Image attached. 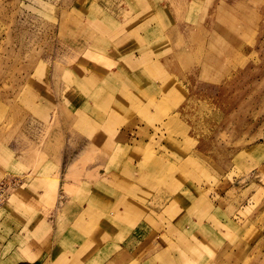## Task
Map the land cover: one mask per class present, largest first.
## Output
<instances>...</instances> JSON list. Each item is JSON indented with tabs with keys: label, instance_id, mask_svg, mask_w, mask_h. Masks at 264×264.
I'll use <instances>...</instances> for the list:
<instances>
[{
	"label": "rangeland",
	"instance_id": "374dc122",
	"mask_svg": "<svg viewBox=\"0 0 264 264\" xmlns=\"http://www.w3.org/2000/svg\"><path fill=\"white\" fill-rule=\"evenodd\" d=\"M256 1L258 5L253 16L250 15L241 25L244 28L245 24H248L249 30L244 35L237 56L218 59L228 68L224 72L215 73L204 72L197 65L202 59L199 43L192 47L185 39L183 29L179 28L177 35L172 39H166L167 36L158 31L172 16V28L176 22L179 27V20H188L190 26L192 21L196 30V26H201L206 21L205 12H199L205 8L200 6L204 5L203 2L209 4V0H139L137 8L130 13L131 18L137 10H148L151 7H156L155 10L159 14L155 21L150 20L149 24H146L147 30L143 29V23L135 25L137 30L132 35L133 42L136 44L144 41L151 45L153 50L150 59H157L161 54L167 57L169 50L182 42L183 54L191 59L190 63H185L190 67H183L179 59V64L170 63L164 69L168 75L164 76L165 79L175 80L176 88L172 90L175 93L178 91V94L173 98V91L170 92L165 87L168 82L164 78L160 79L161 76L157 72L145 69L143 81H157L160 86L158 90L161 92L158 94L162 95H157V100L147 96L146 105L141 103L139 107L123 110L121 101L129 98L127 90L120 94L115 93L112 97L106 95L102 101L107 102L100 106L98 117L95 113L93 125L88 120L78 126L81 129L83 125L85 129L93 131L96 134L94 140L98 143L97 148L102 149L93 157L88 154L86 160L93 158L92 162L84 163L90 165L87 168L88 173L93 172V177L99 181L107 179L110 182V173H106L107 166L120 170L112 173L114 176L120 175V179L118 176V180H113L112 184L120 195L108 197L103 194L104 199L94 202L117 213L124 210L127 216L122 221L134 220L137 223L138 214L147 211L130 195L136 189L130 182L133 178L154 184L160 190V198L164 201L169 199L168 191L171 183H174V178H178L180 186L184 183L182 190L185 187L190 188L187 193L193 196L198 209H189V204L193 202L187 203L188 196L180 197L179 201L174 200L170 207L167 203L165 205L171 216L179 215L182 226L176 227L177 232L171 234L168 231L170 222L166 218L171 220L172 217L165 213L164 221L159 215H155L153 219L152 214H149L146 218L156 222L150 225L155 228V234L160 235L163 232L158 231V224L163 221L161 224L167 227L168 236L154 235L145 223L139 226V246L145 247L144 241L150 238L147 249L151 246L154 249L150 254H143L142 249H135L134 254L145 255V264H150L154 253L162 264H185L189 261L190 254L200 256L203 251L206 264H264V0ZM237 10L239 12L235 13ZM107 11L118 21L120 18L125 20V17L120 15L121 8L118 10L116 5H111L107 0L102 4L97 0H0V96L4 97L0 99L5 100L7 96L11 98L12 103L18 102L19 109L24 110L25 114L21 117L9 108L3 111L7 115L0 120V133L9 134L13 128L10 126L21 119L25 125L32 126L34 117L39 120L36 121L35 128L47 133L56 125L59 126L58 116H72L70 110L74 107V101L78 96L85 94L84 90L78 88L76 79H72L76 74L74 69L81 60L90 64L94 74L98 75V69L107 64L105 70L112 76L133 73L134 69L128 64L142 65L144 58L140 50L141 44L121 51L120 57L113 42L107 44L106 40L98 41V30H107L111 24ZM242 11L243 0H236L235 7L228 9L229 14L234 12L233 15L228 17V13L224 11L225 19L237 20L239 25ZM76 24L83 28L79 29ZM119 24L122 27L126 21ZM150 25L155 29L154 37L159 38L157 42L148 36ZM80 34L86 37L83 41L82 38L74 37ZM171 59L174 60L175 56L172 55ZM98 61L100 67L96 64ZM111 61L114 62L110 63ZM84 70L86 69L82 68V72ZM99 80L100 84H106L103 79ZM107 89L110 93L114 91L112 87ZM60 99H63L62 102ZM158 100L161 106L157 108ZM114 115L118 118L117 122L113 119ZM67 121L75 126L74 120ZM63 128L70 131L69 126ZM10 139L0 141V153L6 157V161L0 160V264H40L44 253L48 254L55 249L48 246L54 243L53 231L48 229V222H52L54 211L62 210L59 207L65 203L66 208L70 210L80 207V200L74 196L82 193L84 195L86 187L93 182L89 177H83L85 171L73 172L77 165L70 172V178H64L65 168L62 171V164L73 159L76 155L73 150L81 143L69 145L66 149L62 147L63 149L59 148L51 153L43 151L44 153H37L36 157L32 152L30 159V156L19 151L17 144ZM159 139L163 148L170 150L163 151V158L154 151L161 148L157 141ZM123 143L138 145L134 148L135 152H126L132 150H126L129 146H122ZM34 147L39 151V146ZM117 150L126 153L118 154L119 164L115 167L112 161L115 160ZM140 152L144 153V159L153 157L157 164L149 167L143 160L144 166L142 161L138 169H135L136 174L132 176L128 169L130 165H127L126 161L129 155H139ZM167 159H172L174 166L165 163ZM131 160L133 164L138 165L137 157H131ZM34 163L37 165L35 172L30 167L34 166ZM20 164L22 167H19ZM24 171L31 173L30 179L26 178ZM159 178L163 181L157 185ZM30 182L32 187L28 191L31 196L24 204L30 202L34 207H27V210L22 203L17 204L11 197L20 187H28ZM194 187H198L196 192H192ZM104 191L108 192L109 189ZM139 193L135 190V196ZM34 200L39 203H34ZM95 206L85 209L88 216L92 217L96 212L100 217L99 220L90 219L84 228L89 234L87 242L84 243H88L95 236L96 239L107 236L96 233L95 229L99 227H114L108 233H117V222L108 223L109 219H112L109 211H99ZM32 209L35 212L31 216ZM102 212L106 216H101ZM29 215L34 224L32 228L39 227L40 234L42 233L36 241L32 240L33 236L25 229ZM67 219L71 224L74 222L73 216L64 220ZM172 219L173 222L177 221ZM44 224L48 226L47 229L42 228ZM20 229L23 232L18 233ZM169 235H172V239ZM202 235L205 236L204 241ZM217 237L220 244L215 243V247L207 246L218 240ZM181 238L190 242V247L187 245V249L182 248ZM123 241L124 238L118 243ZM159 243L165 244V248L156 246ZM175 247L180 250V255L174 257L172 253ZM93 251L92 247H86L76 258L61 263L52 258L47 264H80ZM31 252H34V255ZM107 252L110 253L101 264H112L111 261L116 256L113 248H109Z\"/></svg>",
	"mask_w": 264,
	"mask_h": 264
},
{
	"label": "bare ground",
	"instance_id": "6f19581e",
	"mask_svg": "<svg viewBox=\"0 0 264 264\" xmlns=\"http://www.w3.org/2000/svg\"><path fill=\"white\" fill-rule=\"evenodd\" d=\"M97 1H99L100 4H102L104 2V0H97ZM138 1L139 0H107V2H110L111 5H116L118 10H120V8H121V14L120 15L125 17V20H124V18H120V21H118L117 19H115L113 17L112 14H110L107 11L108 12L107 16H108L109 20L111 21V24L107 30L103 29V28L98 30L99 33H97V34H98V38H99L98 41L106 40L107 44H109V42H113V44L116 45L115 46L116 48L114 47V49L119 52L120 57L122 56V52L127 51L126 49L129 50L131 48H134L135 45L138 46L141 44L140 50L142 51L143 58H144L142 61V65L138 64V65L132 66V65L128 64L129 67L134 69L133 73H126V75H122V76L115 74L114 76H112V75L108 74L106 71L107 69L105 67L108 66V64L106 66L100 67V62L99 61L96 62V64L100 67L98 69V71L100 72V75H101L100 78L103 79V81H106V84H104V85L100 84L101 80H99L98 78L92 79L89 75H86V74L84 75V73L82 72V68H80L79 75H77L75 79H76V84H77L78 88H80L81 91L84 90V92H85L84 96L85 97L83 98V100H81V102L79 101L80 99L75 100L74 104H73L74 107L70 110V112L72 113V116H69V117L66 116L67 120L68 119L74 120L75 126L77 128H79L78 126L80 125L81 122L88 121V120H90V124L93 125V123L95 121V118H94L95 113H97V117H98L100 106H102V104L107 102V101H105V102L102 101V98L106 95H110L109 97H112L115 93L120 94L124 90H127L128 91L127 95L129 98L122 99V101H121V103H122L121 107L123 110H129L131 107H139V106H141V103H142V105H146V97L147 96L149 97V99H150V97L151 98L155 97L157 100V97L159 95H162L161 93L158 94L159 92H161L158 90V88L160 86L157 84V81H155L154 83H152V82L146 83L143 81V77L146 74L145 69H151V71L157 72L161 76L160 79H162V78L165 79V77H168V75L165 73L166 71L164 69L170 63L179 64L178 61L180 59L183 67H190V65L185 64L186 61L188 63H190L191 59L187 58L186 55L183 54V47H181L182 42L175 44L169 50L170 53L168 54L167 57H164V55L161 54L159 57H157V59H154V58L150 59L149 58V56L153 50L151 45L149 46L144 41L142 43L139 41L136 44L133 42L132 35L137 30V26H135V25L143 23L144 24L143 29L147 30L146 24H149L150 20L152 22L155 21L158 14H159L155 10L156 7L154 6L155 8L151 7L148 10H147V8L141 9L139 11L137 10L135 12V14L133 15L134 17L131 18L130 13L134 9L137 8ZM190 1H192V0H190ZM197 1H200V0H197ZM203 4L204 5H201L200 7L205 8V10H199V12L200 11L205 12L206 21L201 26H196V30L192 24V21H191V26H190L188 20H179L178 21L179 27H177V22H176L175 27L172 28V26H173L172 21L174 18L172 16L169 19V21H167L165 23L163 28L158 30V31L161 32L162 34H164L165 36H167L166 39H168V38L172 39V37L177 35L179 28L183 29L184 33H185V39L188 42H190V45L192 47H194L195 45H197L199 43V51L202 55V59L197 63V65L204 72L205 71H212L215 73H221V72L226 71L228 67L225 64L221 63L218 59L223 58V57H229L230 58L231 55L234 57L237 56V51L239 50V48L243 44V38L245 37L244 35L249 30L248 24H245L244 28H242L241 25L243 24L245 19L249 18L250 15L253 16L254 11L257 8L258 2L256 0H243L244 11H242L240 13L241 21H240L239 25L237 24L238 23L237 20H230L228 18L225 19V15H224V11H226L228 13V9L230 10L231 8L235 7L236 0H219V1H213V2H212V0H209V4L207 3V5H206L205 2H203ZM238 12H239L238 10L235 11V13H238ZM233 13L234 12H231L230 14L233 15ZM230 14L228 13V17H230ZM127 17H129V19H127ZM193 17H195V13L193 14ZM122 21H126V24L124 26L120 27L119 23ZM76 25H78V24H76ZM133 26H135V27H133ZM80 27L83 28V26L78 25L79 29H81ZM154 33H155V29H153L152 26L150 25V30H149L148 36L150 38L154 39L155 42H157L159 40V38L154 37ZM74 37H76L75 39L82 38L81 39L82 41L84 40L83 38H86L83 36V34H80V35L74 36ZM155 42H154V46H155ZM205 49H207V50H205ZM89 51L92 53H95L92 50H89ZM172 55L175 56L174 60L171 59ZM113 62L114 61H111L110 63H113ZM88 74L95 75L93 72V69L88 71ZM116 80H120V81L122 80L123 84L119 85L118 81L116 82ZM166 82H168V84L165 86L166 90H170V92H171L176 88L175 87L176 84H175L174 79L173 80H166ZM109 87L113 88V90H114L113 93L108 92L109 89L106 90V88H109ZM130 90H133V92H130ZM176 94H178V91L176 93L174 91L171 92V96H173V98H174V95H176ZM165 96L166 95H164V98H165ZM167 98H168V96L166 97V100H168ZM158 102H156V107L161 106V102L159 100H158ZM67 106H69V105H67ZM64 108H65V106H64ZM65 110H66V112L68 111L66 108H65ZM76 110H77V113L75 112ZM113 119L116 120V122L118 121V118L116 116ZM67 120L64 121L67 123V126L72 125V124H69ZM81 130H86L87 132L94 134L93 139L96 136V134L93 131H89V130L85 129L83 127V125L81 127ZM77 132H79V131H77ZM91 138H92V136H91ZM45 139H46V136H44L43 140H45ZM98 139L99 138L97 136L96 137L97 142H98ZM43 140H41V141L43 142ZM80 141H81V139H80ZM129 149L133 150L129 147L126 150H129ZM31 150L34 151V157H36L37 153L46 151L45 148L43 151L40 150V147H39V151L36 150L35 147H33V149H30V151ZM121 152H123V151H120V150L116 151V155L114 156L115 160L112 161L113 164L115 165V167L118 166V164H119L117 156ZM126 152H131V151H126ZM126 152H123V153H126ZM70 160L65 167L66 177H70V172L72 171L73 167L76 166L75 162H73L72 160H71L72 162H70ZM77 160H78V158H77ZM144 160H145L147 166H149V167H151V165L155 166L157 164V160H155L153 157H149V159H144ZM41 162H42V160H41ZM145 162L143 161V166H144ZM148 163L150 165H148ZM35 164L36 163H34L33 165L36 167L37 165H35ZM45 166L46 165L44 164V167ZM75 171H76V168L73 172H75ZM118 176L120 179L119 174L117 176L113 175L112 180L110 182L107 181V179H106L105 181H99L98 180V182L96 180L92 184H89L86 187V191H85L84 195L82 193V194L74 196V197H76V199L80 200V203H81L80 207H76V208L74 207L71 209L70 213L74 218V222L71 224L68 221V219L67 220L62 219V214L59 213L57 216H55L53 218L52 222H48V224L50 225L49 229L55 228V229H61V230L67 231L68 235L66 236V239L75 240L77 238H80L83 242H85V241L87 242V238H88L89 234L87 232V229H84V228L89 224L88 222L90 221V219L99 220L100 216L96 212L93 213L92 217L88 216L86 214L85 209L88 206L97 205L94 201L100 202L102 199H104L105 197L103 196V194L108 195V197H110L111 195L118 197L120 195V192L117 191L112 186L113 180H118ZM162 181L163 180L161 178H159L157 185L162 184ZM104 189H106V190L109 189V191L106 192V191H104ZM22 192H24V191L23 190L21 191V189L19 188L18 190H16L14 195L16 193H22ZM14 201L18 202L19 205L22 203V206L24 208L32 207V205L24 204V202L21 199L20 200H14ZM90 201H91V203H90ZM66 207H67V204L63 205L62 210L65 211ZM79 209H81V210L84 209L83 213L85 216L78 215L77 212ZM27 210H28V208H27ZM68 210H70V209H68ZM117 214H118V216H116V217L114 216L115 219L114 218L109 219L110 222H108V223H114V222H116L115 220H120V217H122L121 220H125V218L127 216L124 210H121L120 213H117ZM31 216L26 222V227H25L26 230L27 229L30 230L33 228L35 229V227L32 228V226L34 224H32ZM101 216H106V214L102 212ZM46 227H48V226H46V224H44V226L42 228H46ZM38 229H39V227H38ZM85 232L87 234H85ZM63 234H65V233H63ZM177 237L179 238V232L177 233ZM137 239L139 241L141 238H139V236H137ZM180 241L183 243L182 248L187 249L188 247H190V245H189L190 242H188L187 240L181 238ZM131 242H133V240H131ZM187 245H188V247H187ZM149 246H151V245H149ZM147 250L150 253H152L154 250L153 246L148 247ZM78 255H75V254L70 255L69 253H65V255H64V254H60L57 252H55L53 254L54 259H56L57 263H61L64 260H70V259L76 258V257H78Z\"/></svg>",
	"mask_w": 264,
	"mask_h": 264
},
{
	"label": "crops",
	"instance_id": "0c3cea01",
	"mask_svg": "<svg viewBox=\"0 0 264 264\" xmlns=\"http://www.w3.org/2000/svg\"><path fill=\"white\" fill-rule=\"evenodd\" d=\"M91 65L94 66L92 63H91ZM80 68H85L86 69L83 72L84 75L85 74L89 75L92 79H94V78H98L99 79L100 78V75H98L97 73H95V75L88 74V71L92 67L90 66V64L88 65L87 63H85V62H83L81 60L80 63L78 64V67H76L74 69V72H76V74H74V78L72 77L73 80L76 78L78 72L80 71ZM46 81H48V80H46ZM43 82H45V81H43ZM120 82L121 83L118 82V84L122 85L123 81H120ZM61 83H63V82H61ZM0 98H4V97L0 96ZM83 98H84V96H82V95L78 96V99H80L79 100L80 102H81V100H83ZM62 100L63 99H60V102H62ZM8 108L12 109L13 111H15L18 115H21V117H22V115H25L24 114V110H20L19 109V103L18 102L16 104L12 103L11 98L6 96L5 100L4 99H0V115H1L0 116V120L6 117L7 114H6V112H3V111H7ZM75 112L77 113V110ZM136 112H138V111H136ZM136 112H134V113H136ZM33 114H35V113H33ZM59 114H61V111L59 112ZM128 116L129 115H127V117ZM58 117H59L58 120L60 122L58 124L59 126L57 127V125H56L55 128H53V130H51V131H49L47 133L46 132L43 133V131L42 132L38 131V129L35 128L36 121L39 122V120H37L36 117H34L32 126L31 125H25L23 123L22 119H21V121H18V123L10 126V127H13V128H12V131L9 134L0 133V141H5V139L11 138L10 139L11 142L14 141L15 144H17L18 150L28 154L30 156V159H32L31 158L32 157L31 153L34 152L33 150L30 151V149H33L34 146H39L40 150H42V151L45 148L47 152L51 153V152L57 151L59 148L63 149L62 147L65 148V147H68L69 145L75 146V145H79L81 143L77 148H75L73 150V151H76V153H75L76 155L71 160L73 162H75V165H77V167H76L77 172L78 171H85L84 174H83V177L84 178H88L89 177L92 182H95L97 180V178L93 177V172H92V174H89L88 173L89 171H87V168L90 165H84V163H88L89 161L92 162V160H93V158H92V160H86V158H88V154L90 155V157H93L95 153L97 154L100 150H102V149H100L101 148L100 145H99L100 148H97L98 147V143H96L95 140L93 139L94 134H91V133L87 132L86 130H81V129L77 128L74 125H70L69 126L71 131L68 132L66 128H63L65 126H67V123L64 122L65 120H67L66 115H64V116L60 115ZM125 118H126V116H125ZM48 121H49V119H48ZM77 131H79V132H77ZM116 133L118 134L117 129H116ZM44 136H46L45 140H43ZM91 136H92V138H91ZM80 139H81V141H80ZM41 140H43V142ZM82 140H84V141H82ZM157 141H158V143L160 145L161 144L163 145V143H161V139H159ZM157 141H156V143H157ZM116 143H118V142L116 141ZM137 145H138L137 143H136L135 146H133V144L131 145L129 143H123L122 144V146L132 147L133 150L131 152H133V151L135 152L134 148ZM162 145H161V148L159 150L158 149H154L156 155L160 156L161 158H163V156H164L162 154L163 151H170L168 149L163 148L164 146H162ZM96 157H97V155H96ZM131 157H137L138 158V160H139L138 165H135V164L132 163L133 161L131 160ZM5 158L6 157L4 156V154L0 153V160H3V159L5 160ZM77 158H78L79 161L77 160ZM144 158H145V155L142 152H140L139 155L131 154V155L128 156L126 163H127V165L128 164L130 165V166H128L130 175L133 176V175L136 174V172H135L136 170L135 169L136 168L138 169V167L141 165V163L144 160ZM167 160L168 161H166L165 163H169L171 165L173 164V166H174L175 162L172 159H167ZM68 162L65 163V164L63 163L64 165L62 164V171L66 167ZM107 162H108V160H107ZM21 165L22 164H20L19 167H22ZM108 166H107L108 171L106 173H110V178L109 179L112 180V176H113L112 173H114V171L115 172H120V170L119 169L116 170L115 168L114 169H110V167H108ZM19 167H17V168H19ZM30 167L33 168V172H35V169H37L35 166H30ZM176 167H178V165ZM94 170H95V168H94ZM62 171H61V174H62ZM75 173H76V171H75ZM24 174L27 175L26 178L28 177V179H30L31 173H28V172L24 171ZM64 176H65L64 178H70V177H66V171H64ZM101 177L103 178V175H101ZM174 179H175L174 183L173 184L171 183L170 190L168 191L170 193V195H169V199L167 201L161 200V198H160V190H158L157 187L154 184L147 183V182L142 181V180L137 181L134 178L132 180H130V182L134 184V186L136 188L135 190H138L140 192L139 195L135 196V190H134L133 191L134 193L133 194L130 193V195L134 198L135 201H138V203H141L142 206L147 209V211H146V213L138 214L139 217L137 219V221H138L137 223H135L134 220L131 221V222H125V221H122V220H115L117 222V227L118 228H117L116 232L118 234L117 233L116 234H109L108 233V231H112L114 227L113 228H109V229H106V228H103V227H99L98 229H95L96 233L102 234L103 237L105 235H107V236H105L102 239H96V236H95L88 243H84L81 239H75V240L66 239V236L68 235L67 231H64V230H61V229L51 228L50 230L53 231V241H54V243H53V245L48 244V246L49 247H53L55 249L52 248L53 250H51L48 254L44 253L45 254V256H43L44 259H42L40 264H47L48 261H50V260H52V258H54L53 254L55 252L60 253V254H64V255H65V253H69L70 255H72V254L78 255V254H80L82 252V249H84L86 247L87 248H91L92 247V249H94V251L91 252V255H89L87 258H84L83 261L80 264H101L108 257L110 252H107V251H108L109 248H113V253H115L114 255H116L115 258L113 259V261H111L112 264H118V263H121V262L124 263V264H145V262L143 260V256H145V255H143V254L144 253L145 254L146 253L150 254V252L147 250V246H148L147 244H149V242H150L149 239L150 238H146V236L143 235L146 238V240L144 241L145 242L144 244H145L146 248L144 247V245L139 246L138 239H137V233L139 231V226L142 223H145L146 226H147V229L150 230L154 235L159 236V237H162L163 235H167L168 236V231H170V233L172 234V232H177L178 228H176V227L182 226L181 222H180V220L178 218L179 215L178 216H171L170 212H168L166 210L168 205L170 207V205H172V202H174V200L179 201L178 199L180 197L188 196L187 203L189 204V203L193 202V203L189 204V206H190L189 209H195V208L198 209V206L196 205L193 196L190 193H187L190 188L189 187H185L182 190L181 186L184 183H182L181 186H180L178 178H174ZM65 181H66V183L68 182L67 179ZM97 182H98V180H97ZM67 184H69V182ZM30 187H32V183L31 182H30L29 186L26 187V188L20 187L21 191L23 190L24 192L16 193L15 195L13 193L11 198L13 200H20L21 199L23 202L25 200L28 201L30 199V196H31L30 195L31 192L28 191V189ZM197 190H198V187H194L192 192H196ZM37 201L38 200H34V203L35 202L39 203ZM16 203L19 204L18 202H16ZM166 203H167V206H165ZM25 204L31 205L30 202H27ZM63 205H66V203L65 204H61L59 208L63 209ZM96 206H97L96 208L99 211H105V212L109 211L108 213L111 215L112 219L113 218L115 219V217L118 216L116 211L110 210V209H105V207L102 206L101 204H97ZM32 207H34V204H32ZM32 210H33V212H31L30 215H33V213L35 212L34 209H32ZM83 210L84 209H82V210L79 209L78 212H77L78 215L85 216L84 213H83L84 212ZM56 211H54L55 212L54 215H53L54 217L56 215H58L59 211H60V213H62V219H65L67 217H69V218L72 217V215L70 213L71 210H68L67 208H66L65 212H63L64 210H59L57 212ZM169 211H170V209H169ZM164 213L170 215L172 218L177 220L176 222H173L172 218L170 220V218H166L165 217L167 219V221L170 222L169 223V227H168V231H167V227H165L164 224H161V223H164L163 222L164 219H165L163 217ZM149 214H152L151 218H153V219H154L155 215H159V216L162 217L163 221L158 224V231L163 232L162 235L155 234V228L153 229L151 227L152 225H150V224H156V222L155 221H150V220H148L146 218V216L149 215ZM134 215H135V213H134ZM45 229H47V227ZM48 229H49V227H48ZM21 231L22 230L20 229L18 231V233L21 232ZM26 231H28V233L33 236L32 240H34V241H36L37 239H39L42 236V233L40 234V230L38 228H35V229L33 228V229H30V230L27 229ZM63 233H65V234H63ZM169 237L172 239V235H169ZM123 238H124V241L121 244H119L118 241L123 239ZM204 239H205V236L202 235V241H204ZM217 239L218 240H216L214 243L207 244V246L215 247L216 246L215 243L220 244L219 237H217ZM131 240H133V242H131ZM112 242H115V243H112ZM154 243H155V241H154ZM141 244H143V240H141ZM156 246L160 247V249L165 248L164 247L165 244H162V243H159ZM117 248H119L120 250L116 251L115 249H117ZM135 249H142L141 251L143 252V254H141L140 252H139L140 256L138 255V253L134 254ZM161 251H163V250H161ZM173 252L174 253H172V255L174 257L180 255V250L177 249V248L174 249ZM31 253L34 255V252H31ZM31 253H27V255L28 256H32ZM47 255H48V257L46 258ZM153 255L154 256L150 259V264H162L158 260V255L156 253H154ZM205 258L206 257H205L204 251L202 252V254L200 256H195L193 254H190L189 258H188L189 261H187L185 264H197V263L198 264H201V263L206 264L207 261L205 260ZM22 263H25V262H22ZM28 264H32V263L29 262ZM178 264H183V263H178Z\"/></svg>",
	"mask_w": 264,
	"mask_h": 264
}]
</instances>
